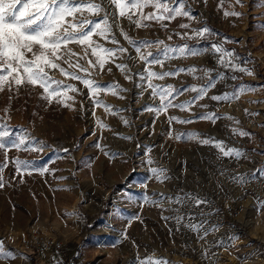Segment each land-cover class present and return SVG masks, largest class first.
<instances>
[{"label": "rangeland", "instance_id": "obj_1", "mask_svg": "<svg viewBox=\"0 0 264 264\" xmlns=\"http://www.w3.org/2000/svg\"><path fill=\"white\" fill-rule=\"evenodd\" d=\"M93 2L105 11L76 17L107 15V39L92 37L114 52L103 67L69 43L88 71L62 51L56 63L81 79L50 70L58 95L0 85V264H264V0H168L189 15L123 17ZM169 86L165 103L184 108L149 111Z\"/></svg>", "mask_w": 264, "mask_h": 264}, {"label": "snow or ice", "instance_id": "obj_2", "mask_svg": "<svg viewBox=\"0 0 264 264\" xmlns=\"http://www.w3.org/2000/svg\"><path fill=\"white\" fill-rule=\"evenodd\" d=\"M109 3L119 10V16L121 17L126 15L125 9L129 6L141 10L151 6L158 11L162 9L163 12L167 13L175 12L176 15H189L179 7L175 9L170 8L168 0H109ZM237 3H241V0H237ZM85 11L90 15L99 16L105 10L101 3L93 2V0H0V85H3L5 82L14 83L17 86L27 83L33 86L38 85L43 88L45 93H49V96L45 97L46 99L58 95L55 89H52L51 92L50 89L52 84H55L58 89L61 82L52 80L49 74L50 70L58 69L61 74L71 79H81L80 76L75 73H68L60 64L56 63V61L64 59L61 55L62 51L68 57V59H64V62L69 63L70 67H76L84 72L88 71L78 63L75 65L70 63L71 57L76 54L72 53L67 47L69 43H76L81 46L87 45L92 49L93 55L97 56V63L103 67L107 58L113 56L114 52L96 44L92 37L93 35H97L107 39L108 34L111 32V25L108 23L107 15H104L96 22L90 19L78 20L76 13L82 14ZM225 15L239 16L240 13L226 12ZM68 17L72 19L69 20L67 19ZM173 18L175 17L164 16L163 14L158 15L156 12L143 16L144 20L157 21ZM136 24L137 27L144 26L140 21H136ZM181 27H187V25H181ZM207 31L208 29H203L196 34L203 36ZM113 43H118V41H113ZM216 50L220 51L219 48ZM120 51L126 50L120 49ZM28 54H31V58H28ZM141 58L143 59V57ZM220 62L224 63L223 59ZM89 63L91 64V61ZM117 67L123 69L125 66L117 65ZM238 70L247 71L242 68ZM189 71H194V69H190ZM248 74L251 73L249 72ZM165 75H169V73L160 75L155 72H148L149 78L162 79ZM9 78H11V81ZM82 82L89 87L90 91L92 90V82L87 80ZM148 87L152 89V94L156 95V90L151 84V79H149ZM68 90L77 91L75 88L66 86L65 91ZM171 92L170 86L166 90L162 89L160 92V108L148 110L159 113L160 111H166L169 106H179L183 109L184 105L165 103L166 97L171 95ZM66 98L71 99V97ZM211 98L214 100L220 99L217 96ZM202 118L212 119L211 116ZM176 119V117H171V120ZM177 122L186 123L189 121ZM4 135L5 133L0 132V138ZM240 135L248 134L241 132ZM201 143H210V141L204 140ZM16 146L19 147V145ZM216 146L221 147V143L218 142ZM3 147L4 145L0 143V148ZM221 151L225 156L236 152L234 149L224 151L222 147ZM236 154L239 155V153ZM15 163L19 162L16 161ZM2 167L3 165H0V168ZM153 171L155 172L156 170ZM157 179H159V176H157ZM0 187H3L2 178H0ZM196 203L200 204L202 201L197 200ZM193 227L195 226L193 225ZM140 264H166V262L151 261V258H149L148 261L142 260Z\"/></svg>", "mask_w": 264, "mask_h": 264}, {"label": "built area", "instance_id": "obj_3", "mask_svg": "<svg viewBox=\"0 0 264 264\" xmlns=\"http://www.w3.org/2000/svg\"><path fill=\"white\" fill-rule=\"evenodd\" d=\"M51 243H44V248L45 249H50Z\"/></svg>", "mask_w": 264, "mask_h": 264}]
</instances>
